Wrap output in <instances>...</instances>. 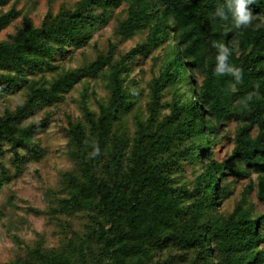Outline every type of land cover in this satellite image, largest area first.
Wrapping results in <instances>:
<instances>
[{"label":"trees","instance_id":"16d2710c","mask_svg":"<svg viewBox=\"0 0 264 264\" xmlns=\"http://www.w3.org/2000/svg\"><path fill=\"white\" fill-rule=\"evenodd\" d=\"M121 5L117 42L143 33L139 41L123 52L107 43L105 51L45 79L56 59L90 44ZM223 6L225 0H76L46 11L36 26L23 21L0 40V95L23 89L22 100L0 113V147L13 163L42 155L34 135L48 119L27 118L82 79H100L105 89L103 99L91 95L96 111L81 92L79 118L63 129L74 167L61 173L66 195L54 210L79 216L81 228L68 229L60 248L45 250L37 240L7 264H264V209L256 213L246 203L250 185L229 211H217L233 194L231 183L251 173L264 203V0L247 5L254 18L240 29L227 10V19L215 16ZM18 13L13 6L2 12L0 30ZM214 42L231 49L228 63L242 70V82L215 74ZM157 50L162 60L146 83L145 115L138 116L131 64ZM127 114L130 137L118 131ZM226 120L235 122L232 145L217 160L211 146ZM186 161L198 169L181 183L175 173Z\"/></svg>","mask_w":264,"mask_h":264},{"label":"rangeland","instance_id":"374dc122","mask_svg":"<svg viewBox=\"0 0 264 264\" xmlns=\"http://www.w3.org/2000/svg\"><path fill=\"white\" fill-rule=\"evenodd\" d=\"M76 0H9L0 6V14L13 6L19 11L18 15L0 30V40L7 38L24 21L36 26L39 24L46 11L55 12L59 7L71 8ZM124 16V5L114 9L107 23L96 29L90 38V44L79 50L72 51L61 60H55L56 68L45 73V79L66 69L80 65L90 59L95 53L105 51L107 43L115 44L116 52H123L139 41L143 33H136L132 37L117 42L114 29L117 21ZM264 22V18H261ZM158 55V56H157ZM153 57L139 58L131 64V76L136 81L135 88L139 93L135 97V110L138 116H144V105L147 101L146 83L159 69L162 56L161 50L152 53ZM198 78L195 77V80ZM81 92L88 94L86 102L88 107L96 111L92 94L99 99L105 96V89L100 79H82L71 90L64 94L61 101L45 106L35 114L27 118L24 123L47 117V126L34 135L42 150V155L37 159L22 157L19 162L11 161L10 152L5 145H1L0 152V264H7L15 257L25 256L38 240L45 250L60 248L64 240V233L68 229L81 228L79 216L67 218L55 212L56 199L66 195V186L61 178V173L72 170L73 160L69 155L70 142L63 129L69 118H79V95ZM90 96V97H89ZM165 93L164 99L169 98ZM23 98V89L12 90L0 95V113L4 109H11ZM235 122L222 121L217 129L216 139L211 146L214 158H225L232 145V134ZM119 132H125L131 136L133 132L130 114L126 116V124L121 125ZM197 164L189 161L182 162V166L175 173L176 179L181 183H187L197 172ZM264 176V175H263ZM229 178L227 177V180ZM255 174L248 178L238 179L231 183L233 194L222 201L218 206V212L229 211L233 202L240 196L245 186L250 185L244 194L246 203L250 204L253 212L259 213L264 209V203L255 196ZM54 210V211H53ZM175 264V263H173ZM184 264V262H182Z\"/></svg>","mask_w":264,"mask_h":264},{"label":"clouds","instance_id":"9594fccd","mask_svg":"<svg viewBox=\"0 0 264 264\" xmlns=\"http://www.w3.org/2000/svg\"><path fill=\"white\" fill-rule=\"evenodd\" d=\"M250 3H255V0H225V6L218 7L215 16L221 19H227V10V12L232 14L235 28H246L252 24L254 18L253 13L247 8V5ZM213 46L218 49L215 74H230L235 78L237 83L242 82V70L228 63L231 49L224 43L214 42ZM233 90L235 91V87H233Z\"/></svg>","mask_w":264,"mask_h":264}]
</instances>
